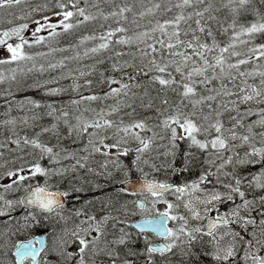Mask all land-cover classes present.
<instances>
[{
    "label": "snow or ice",
    "instance_id": "1",
    "mask_svg": "<svg viewBox=\"0 0 264 264\" xmlns=\"http://www.w3.org/2000/svg\"><path fill=\"white\" fill-rule=\"evenodd\" d=\"M23 2L0 0V9L13 8ZM80 2L56 0L61 11L55 15L62 17L59 23L63 31L98 19L104 22L111 19L116 25L106 27L101 23L100 28L104 29L99 36L101 42L84 55L113 49L115 45L134 46L136 51L131 53V60H124L122 51L114 53L112 71L121 75L116 79L101 73L100 83L108 85V91L102 97L80 94L79 99L71 101L72 105L79 106L86 101L115 98L108 111L92 110L95 115L90 120L84 119L81 113L73 124L69 111L60 110L57 114L54 105H46L48 111L45 115L67 125L69 136L73 133L77 137L87 135L84 151L88 155L77 157L73 152L57 150L56 145L49 146L43 142L40 139L43 133L58 135L56 124L41 128L32 138L19 136L15 131L17 124L29 125V120L35 124L40 119L38 115L0 121V125L9 127L12 135L8 139L12 144L32 150L31 159L18 158L22 163L7 161L3 150L8 145L0 142V170L3 172L0 175V217L11 218L13 211L23 207L26 211L23 227H29L45 213L55 212L60 216L64 209L63 198L69 197L70 192L61 191L59 185L52 191L54 180H68L71 191L80 192L83 188H77L72 182L92 183L87 176L79 175L80 169H86L87 173L97 177H112L110 169L130 171L123 160L134 153L132 166L144 177L138 189L143 198L138 203L133 202L135 207L145 210L148 204L153 209L158 203L165 205L163 211L155 212L137 226L151 227L164 238V242L153 244L147 235L141 233L145 240L142 250L130 247L133 236L126 230V220L121 218L129 214L127 203L116 208L115 203L108 201L104 204L108 209L104 215H89L83 209L75 211L76 217L83 218L72 229L66 230L61 239L67 242L65 237L71 235L78 244L80 255L73 257L69 252L66 253L68 259L77 260L78 264H188L193 259L192 250L199 245L203 249L201 255L209 258L212 264H264V194H258L264 193V43L255 42L258 36L264 37V12L256 7V0H220V7L231 13V22L226 27L219 18L216 0H148L150 6L134 15L143 18L157 12L170 13L173 9L176 12L163 22L157 20L152 25L149 21L150 26L144 31H134L131 35L127 34L130 29L124 26L128 21L127 14L133 13V5L128 0L120 3L95 0L91 5L95 12L80 7ZM260 2L264 4V0ZM100 3H111L113 8L105 13L99 7ZM242 12L251 13L254 19L240 23L238 18ZM214 26H219L224 34L231 30L227 43L222 44L217 39ZM43 27H37L32 35L35 37ZM48 27L55 29L56 25ZM27 28V24H21L0 34V45L6 46L10 54L0 59V65L33 59L24 51L28 41L21 33ZM55 35L58 33L49 32V36ZM12 37H18L20 43H8ZM44 39L39 37L33 43ZM96 39L95 35L84 36L80 43ZM238 46H243L245 51L238 50ZM59 63L63 65L64 61ZM56 67L57 64L48 65L50 69ZM44 70L41 66L40 71ZM88 75L89 72L79 71L71 85L73 91L80 93L81 88L94 87L90 79L85 78L83 84L78 82L79 78ZM16 79V69L7 76L0 72V84ZM141 81L158 87L160 92L170 90L177 93L179 101L172 103L165 97L160 100V106H156L154 98L148 97L147 92L143 97L138 96L136 90L143 87ZM57 82L58 78H53L35 86L44 87L48 95H57L65 89L48 87ZM0 95L5 93L0 92ZM6 95L11 97V91ZM137 99H140L141 107L155 110V124H149L152 117L130 119L127 123L123 118H112L123 108L131 109L126 115L132 117L136 112ZM6 103L11 113L13 100ZM250 105H254L255 110ZM17 106L21 109L27 106L29 110L42 107L39 101L32 99L20 101ZM241 106H246L243 111ZM226 114L227 121L224 120ZM252 117L256 118L250 119ZM148 132H151L150 136ZM12 136L16 138L12 139ZM158 141L167 142L158 144ZM181 141L187 142L188 147L178 163ZM132 142H135V148L131 147ZM153 150L156 151L155 156L151 155ZM241 150H244L243 155ZM197 152L207 153L202 163L197 159ZM97 154L103 157L97 165L99 170L87 164ZM69 158L75 162L63 165L62 161ZM198 163L202 171L191 183L173 184L166 180L148 179L149 173L145 172L148 168L155 174L171 172L180 175ZM256 165L261 166L254 172L248 171ZM128 171H125L126 177ZM40 178H44L42 184ZM4 180L7 182H2ZM123 183L126 184L127 180ZM21 190L24 195L8 198L9 193ZM128 190L122 187L120 192ZM168 195L174 199L169 201L165 198ZM221 206L226 210L221 212ZM209 213L218 214L210 216ZM205 220L206 223H201ZM168 222H171L170 226ZM40 243L39 240L36 243H17L18 259H35ZM61 253L65 255L63 248Z\"/></svg>",
    "mask_w": 264,
    "mask_h": 264
},
{
    "label": "rangeland",
    "instance_id": "2",
    "mask_svg": "<svg viewBox=\"0 0 264 264\" xmlns=\"http://www.w3.org/2000/svg\"><path fill=\"white\" fill-rule=\"evenodd\" d=\"M23 3H24V6L18 7L14 11L10 9L0 10V34H2L3 31L9 30L10 28L19 27L21 24H27L28 28L23 30L21 35L24 38L34 39L37 36V34L40 33V31H42L43 29L41 28V30L36 33L35 37L32 35V33L36 31L37 27H40V25L43 24V23L41 24L40 20L42 18L47 17V18H50V22H54L56 21V19L51 17L53 16L52 14H55L56 12L61 11V9H59L56 6V0H24ZM1 26H5V27H1ZM19 40L20 39L18 37H12L11 39L8 40V43L16 44L20 42ZM0 54H5L7 56L10 55L7 52L6 46H2V45H0ZM123 59L131 60L132 56L125 57ZM114 62H115V59H111V60H104L101 62L80 66V67L68 68L38 83L42 85L44 81L52 80L53 78H58V82L56 84L48 85V87H62L63 89H65L64 91L59 93L60 95L59 99L61 100L59 105L61 107V110L69 111L70 117L72 118L71 122L73 124L76 123L74 115L78 116L81 113H83L84 119L90 120L95 115V112H99L101 111V109H103L104 111H108L109 110L108 106L113 105L115 103V98L111 101H107L108 99H104V102L101 103L102 104L101 106L94 104L92 101H86V102L81 103L79 106H74L71 104V101L75 99H79L80 94H83L85 96L96 94L99 96L100 93L98 92V90H100V88L102 87H108L107 84L100 83L102 79L101 73H103L104 76H111V77L117 76V79H119L121 73H115L112 71L111 66ZM80 70L89 72L90 75L84 78H79L78 82L83 84V81L85 78L90 79L93 81L94 87H92L91 89L81 88L80 93H77L76 91H73L71 85L73 84V81L76 80V78L79 76ZM36 84L37 82L34 83V85L32 86L35 88H41L42 90L46 91L44 87H36L35 86ZM106 91H108V88ZM136 91L138 92V96L140 97H143L144 93L147 92L148 97L154 98V104L156 106H160V100L165 97L169 99V101L172 103H177L179 101V96L177 93H173L170 90L167 93L160 92L158 87L151 86L149 88V86L143 85L141 89H137ZM146 100L147 98H145V101ZM139 102H141L140 99H137L135 103L136 112L132 117L125 116L126 113L131 111V109H128V110L126 109L125 111L122 110L120 113V117L123 118L126 123L130 119H143L145 117H152L153 119L149 121V124L150 126L152 124H155L156 123V120L154 119L155 110L143 108L140 106L141 103ZM54 107L57 109V114H59L60 110L58 106L54 105ZM92 110H95V112H93ZM47 111L48 109L46 106L40 110L30 111V112H25V113H17V112H14L13 110L11 111V113H9L8 110H5V111L0 112V121L9 119L11 117H23L24 115H28V116L38 115L40 119H38L35 122V124H33L31 120H29V125L17 124L15 131L19 134V136H27L29 138H32L37 133L40 132L41 128L51 127L53 124H56L58 135L53 134L52 132L43 133L40 136V139L43 142L48 143L49 146L56 145L57 150L66 149L67 152H73L76 154V156L88 155V153L84 151L85 145L87 144V140H88L87 135L83 136L82 138L83 141L79 139L80 137H77L75 133L69 136L68 126L63 124L62 121H57L54 117L45 115ZM255 118L256 117H253V119ZM11 135L12 134H11V131L9 130V127L0 125V142L6 143L8 145V147L3 150L5 160L7 161L17 160L18 163H22L23 161L19 160L18 158L23 157L24 159H31L32 158L31 148L30 147L25 148L23 145H21V148H17V146L12 144L8 139L9 136ZM147 135L150 136L151 132H148ZM15 138H16L15 136H12V139H15ZM166 142L167 141H163V142L158 141L157 143L159 144V143H166ZM135 146H136L135 142H132L131 147L135 148ZM9 149H11V151H9ZM243 151L244 150H241V155H243ZM178 154L183 158V152H179ZM151 155L155 156L156 151L153 150L151 152ZM134 158H135V154L130 153L128 157L124 158L123 162L127 164L131 169L137 170L135 167L132 166V161L134 160ZM206 158H207V154H205V159ZM69 159L62 161V164L67 166L73 163V161L72 162L68 161ZM102 160H103V157L97 154L91 157L88 160L87 164L89 167L95 168V165L97 166L98 162ZM45 163L47 164L48 161L45 160ZM8 166H11V165L9 164ZM260 166L261 165H256V167H260ZM257 169L258 168L254 169L251 167L248 169V171L254 172ZM97 170H99L98 167H97ZM110 170L113 171L112 177L100 176L99 178L91 173H87L86 169H80L79 175L87 176V179L92 181V183H85V184H81L77 182H72V183H75V186L77 188L84 187L85 185H90L91 189L89 190H95L97 188L96 185H99V187H102L104 185V180L108 179V182H109V179H110L114 183L115 186H119L121 185L124 179L128 178V176L127 177L125 176V171H128L127 169H125V171H119V172L112 170V169ZM145 172L149 173L148 168H145ZM2 174L3 172L2 170H0V175ZM118 175L120 177H117ZM153 175L162 177L163 180H169V178L172 176V173L171 172H168V173L161 172L160 174L153 173ZM180 176L185 178V172H182ZM41 179L44 181V178H40V180ZM93 180H95V182H93ZM192 181L193 180L186 181L185 183H191ZM2 182L6 183L7 180H4ZM30 182H35V181H30ZM52 183L53 185H56L58 183V184H63L64 187L68 186L65 189H68L71 191L70 182L68 180L62 181L60 180V178H57ZM93 192L95 193V191H92V193ZM23 194H24L23 190L19 192H15V193H9L8 198L16 199V198H19V196H22ZM261 194H264V193H261ZM73 195L76 196L74 193ZM165 198L168 199L169 201L174 199V197H172L171 195H168ZM95 199L99 201L100 203H103V202L106 203L108 201H112L113 203H115L116 208H120L121 205L127 203V211L129 214L126 217H121L122 219L126 220L127 227L129 226V223L133 215L139 213L138 208L137 207L135 208L134 203L124 193H122V195L119 197L117 196V193L115 191L104 192L102 196L95 197ZM116 201H119V202L116 203ZM158 204H162V203H158ZM80 205L81 206L84 205V207H86V206H92L93 204H91L87 199H84L80 202ZM132 206L134 209H132ZM28 210L30 211L31 208H29ZM68 210H69L68 207H64L63 212L60 213V216L66 217V219H61L60 217H58V215H56V213L43 214V215H48V217L45 220H49V224H50V220H52V223L48 225L49 230L55 229L54 228L55 221H60L62 224L59 226V228L56 229L57 232L54 233L50 248L45 252V255L48 256L49 260L45 262L42 259V261L39 264H54L55 260L58 258L61 259L60 263L62 262L63 264H65L67 262V260H63L66 258V253L65 255H62V254H57L56 252L58 250H61V248H63L64 250V247H61L59 242L61 241L62 235L65 233L66 230H68V227H69L68 221L70 222V220L68 219L66 215L68 214L67 212ZM133 210H135V213ZM56 211L59 212L60 210H56ZM157 211H158L157 204L155 205L154 209L152 205L150 204V214H153ZM25 215H26L25 209L23 207H18L15 211L11 213V218L7 216L0 217V264H18L16 260V256L14 254L15 245L17 243H20L24 239H28L31 236H34L36 233H38L41 230L40 224L42 222V219H40L39 216L37 217L38 222L32 223L29 227H23V223H24L23 217ZM204 222L205 221H202L201 223H204ZM198 247L199 245L197 246V251L202 250L201 247L200 249H198ZM133 248L137 249V246ZM192 251H193V254H196L195 248ZM193 258L195 257L193 256ZM190 261H188V264H192ZM22 264H34V263L32 259H26L25 261L22 262Z\"/></svg>",
    "mask_w": 264,
    "mask_h": 264
},
{
    "label": "trees",
    "instance_id": "3",
    "mask_svg": "<svg viewBox=\"0 0 264 264\" xmlns=\"http://www.w3.org/2000/svg\"><path fill=\"white\" fill-rule=\"evenodd\" d=\"M115 2L120 3L121 0H115ZM128 2L130 5H133V13H128V21L124 22V26L130 29L129 33H127L128 35H131L134 31H144L147 27L150 26L149 21H151L152 25H154L157 20L163 22L164 19L171 18L176 12V10L173 9V12L170 13L161 14L160 12H157L153 15H146L145 17L141 18L138 15H134V13H138L139 11H142L144 7L150 6L148 0H128ZM153 2H157V0H153ZM93 3H95V0H88L87 3H85L84 0H81L79 6L88 8L90 11L95 12V8L91 7ZM21 6H24V3H21L20 5L15 6L13 8L6 9L14 11L15 9ZM215 6L220 9L218 15L221 22L226 27L227 24L231 22V13L228 9L220 7V0H216ZM99 7L102 8L105 13H107L108 11L112 10L113 4L100 3ZM256 7L259 8L262 12H264V4H262L260 0H256ZM54 18L56 19V21L46 22L42 31H40V33H38L34 39L24 38L28 41V44L24 46V51L27 55L33 57L32 60H24L19 62H12L10 64L0 65V72L5 74L6 76L11 75L12 69H16L17 76L16 81H5L3 84H0V92L5 93V95H0V112L8 110L9 105L6 103L7 100H13L12 110L17 113L37 111L44 108L48 104L58 106L59 110H61V107L59 105L61 101L59 99V94L48 95L46 91L42 90L41 88H35L32 85H34V83L36 82L38 83L40 81H43L48 77H52L56 73H60L61 71L66 70L68 68L80 67L92 63L101 62L104 60L115 59V52H124L125 55L123 58H125L130 57L131 53L136 51L134 46L115 45L113 49L103 50L102 52L96 54L89 53V55L86 56L84 55V53L88 49L95 47L101 42L99 40V36L102 34L104 29L100 28V24L105 23L106 27L107 25L111 24L113 27H115L116 25L113 23V21L110 19L109 21L104 22L102 19H98L97 21L87 22L84 25H81L65 32L62 29V25H60L59 23L62 17L55 16ZM238 19L240 23H245L247 21L253 20L254 17L251 15V13L242 12ZM50 24H55V29L48 27V25ZM137 24L140 25L139 28L136 27ZM214 28L215 31H217L218 33L217 39L222 44L227 43L231 34V30L228 34H224L220 31L219 26H214ZM49 32H55L58 33V35L49 36ZM90 35H95L97 39L84 41L83 44L80 43L81 39L84 36ZM39 37H44L45 39L40 43H33V41ZM255 42L264 43V37L258 36ZM238 50L245 51L243 46H238ZM7 57L8 56H0V59H5ZM60 61H64L63 65H60ZM50 63L57 64L58 67L50 69L48 68V65ZM41 66H43V68L45 69L44 71H40ZM28 69H32V71L29 72ZM113 77L117 79V76ZM141 83L144 86L147 85L149 86V88L151 87V85L147 84L145 81H141ZM107 88L108 87L100 88V90H98V92L100 93L99 96L102 97L104 93L107 92ZM8 91H11V97L6 95ZM26 99L39 101L42 107L39 109L29 110L27 106L23 109L17 106L18 102L25 101ZM107 99V101H111L114 98L108 97ZM92 102L96 105H100L104 102V99H99ZM250 106L255 107L254 105ZM245 107L246 106H241V110L243 111ZM122 110L125 111L124 108ZM120 113L119 115L113 114V119H120ZM232 115H235V113H232ZM227 117L228 116L226 114L224 117L225 121H227ZM250 119H253V117ZM187 147L188 145H186L185 148H181L180 151L183 152L187 150ZM196 155L199 162L202 163L205 160L204 153L201 154L197 152ZM179 161L180 160H178V163ZM252 168L256 169L259 167L253 166ZM201 171L202 168L200 166V163H198L197 165L193 166L190 171L185 172V177L194 179L199 176Z\"/></svg>",
    "mask_w": 264,
    "mask_h": 264
},
{
    "label": "flooded vegetation",
    "instance_id": "4",
    "mask_svg": "<svg viewBox=\"0 0 264 264\" xmlns=\"http://www.w3.org/2000/svg\"><path fill=\"white\" fill-rule=\"evenodd\" d=\"M75 161L73 160V163ZM150 171V170H149ZM148 177H150V172H149V175ZM89 185H85L84 187H88ZM96 189H98V191H103V190H108V189H112V184L108 182V179L107 180H104V185L102 187H97ZM76 195V194H75ZM126 195L129 196L131 198V201L132 202H136L138 203V200L139 199H142L143 197L140 195L139 192H126ZM88 195L87 194H84V193H80L79 195L77 196H74L73 193L70 194V196L68 197L67 199V202L65 203L64 207H68L69 210L67 211L68 214L67 217L69 218L70 222L68 221V224H69V227H68V230L72 229L74 227V224L76 223H79V220L82 219L83 217H76L74 215L75 211L76 210H80V209H83V208H79L80 206L76 205L75 203L76 202H80L82 201L85 197H87ZM117 196H121L120 194L117 195ZM104 204L105 202L103 203H96V204H93V208H87V209H83V210H87L88 211V214L89 215H97V216H100V215H104L106 213V211L108 209H106L104 207ZM159 205V206H158ZM84 207V205L82 206ZM157 207H159L161 210L165 209V205L163 204H157ZM59 210V209H57ZM139 213L138 214H135L133 215V218L136 220L140 217H149L150 215H153V214H150V204L147 205V208L145 210H142V209H139ZM224 210H221V212H223ZM55 213V212H53ZM155 214V213H154ZM214 214H218V213H214ZM60 217V216H58ZM41 225V231L40 233H43V229H42V224ZM59 224H56L54 226L55 229L53 230H50V231H47L46 232V235H47V247L46 249L51 245L52 243V239H53V236H54V233H56V229L59 228ZM127 231L131 232L132 236H133V240L130 242V246H137V249H140L142 250L143 248V245L145 243V240H144V235H147L149 237V239H151V241H155V240H158V238L155 236V235H150V232H147V231H138V230H133V229H128L126 228ZM59 233V232H58ZM141 233H143L144 235H141ZM152 236V237H150ZM111 238V237H109ZM65 240L67 242L64 243V241L61 239V241L59 242V244L61 245V247H64V251L65 253H72L73 257H79L80 253L78 251V244L76 242L73 241V237L71 235H68L65 237ZM125 249H121V251H124ZM57 254H62L61 253V250H58L56 252ZM198 255H201V253H197V256ZM42 259L47 262L49 260L48 256L45 255L44 253H41L38 257V264L42 261ZM60 260L61 259H56L54 264H63L62 262L60 263ZM63 260H67V262L65 264H78V261L77 260H74V259H68L67 257ZM193 260V259H192ZM192 264H201L200 261H198V257L197 258H194V261H191Z\"/></svg>",
    "mask_w": 264,
    "mask_h": 264
},
{
    "label": "water",
    "instance_id": "5",
    "mask_svg": "<svg viewBox=\"0 0 264 264\" xmlns=\"http://www.w3.org/2000/svg\"><path fill=\"white\" fill-rule=\"evenodd\" d=\"M143 179H144V178L130 179V180L127 181V183L125 184V186H126L127 188H129L130 190L138 191V189H139V185H140V183L143 182ZM133 184L136 185L135 188L132 187ZM51 190H52V191H55V189H51ZM63 201H64V198H63ZM144 220H145V219L139 220L138 222H135L134 225L137 226L138 224L143 223ZM137 227H138V226H137ZM138 228H139V229H150V230L154 231V230H153L151 227H149V226L138 227ZM154 232H155V231H154ZM36 239L39 240L41 243H40L39 245H37V254H36V257H35L34 260L37 259V255H38V253H39L40 250L45 246V240H46V237H45L44 235H41V236H37ZM30 241H33V242H34L35 239H32V240H30ZM27 242H28V241H24V242H22V243H27ZM34 243H35V242H34ZM16 252H17V249H16Z\"/></svg>",
    "mask_w": 264,
    "mask_h": 264
}]
</instances>
